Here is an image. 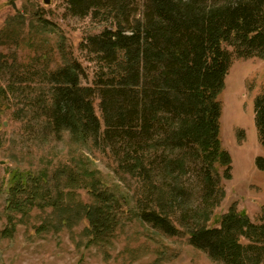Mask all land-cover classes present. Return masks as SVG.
Listing matches in <instances>:
<instances>
[{
	"label": "rangeland",
	"instance_id": "obj_1",
	"mask_svg": "<svg viewBox=\"0 0 264 264\" xmlns=\"http://www.w3.org/2000/svg\"><path fill=\"white\" fill-rule=\"evenodd\" d=\"M138 3L142 13L145 0ZM107 25L91 15L69 14L67 0H0V264H223L192 246L190 232L200 224L218 227L232 208L254 223L264 219V171L256 166L264 148L254 114V101L264 93V59L234 55L219 96L220 138L232 178L224 179L225 167L219 168L218 204L207 209L190 171L181 183L184 196L174 205L167 191L180 181L158 174L160 160L156 177L145 180L128 173L121 144L78 141L47 122L45 75L75 61L86 75L81 85L94 86L100 64L83 45ZM94 107L104 130L98 97ZM20 175L47 180L49 188L27 214L12 215L8 193ZM96 180V194L106 195V205L90 192ZM107 206L115 230L94 238L86 211ZM152 209L169 217L178 232L169 235L145 222L142 215Z\"/></svg>",
	"mask_w": 264,
	"mask_h": 264
},
{
	"label": "trees",
	"instance_id": "obj_2",
	"mask_svg": "<svg viewBox=\"0 0 264 264\" xmlns=\"http://www.w3.org/2000/svg\"><path fill=\"white\" fill-rule=\"evenodd\" d=\"M67 10L108 25L83 45L100 64L94 86L81 85L86 75L75 61L45 75L48 124L78 141L121 144L128 173L145 180L156 177L160 160L158 174L180 181L167 191L174 205L184 196L183 176L193 171L212 210L223 195L219 168L225 167L224 179L232 178L231 158L220 138L219 96L234 55L264 59V0H145L142 13L138 0H67ZM254 114L264 148V93L254 101ZM256 166L264 171V157L257 158ZM98 187L100 181H93L90 192L106 205V195L96 194ZM48 188L47 180L20 175L8 193V213L27 214ZM107 208L86 211L94 238L115 230L117 220ZM142 218L166 234L178 232L157 209ZM190 234L191 245L214 261L264 264V219L254 223L232 208L218 227L200 224Z\"/></svg>",
	"mask_w": 264,
	"mask_h": 264
},
{
	"label": "water",
	"instance_id": "obj_3",
	"mask_svg": "<svg viewBox=\"0 0 264 264\" xmlns=\"http://www.w3.org/2000/svg\"><path fill=\"white\" fill-rule=\"evenodd\" d=\"M46 4H50L51 0H44Z\"/></svg>",
	"mask_w": 264,
	"mask_h": 264
}]
</instances>
